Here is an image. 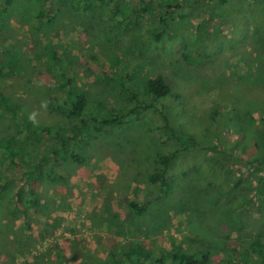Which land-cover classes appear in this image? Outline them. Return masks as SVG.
<instances>
[{
    "label": "rangeland",
    "instance_id": "rangeland-1",
    "mask_svg": "<svg viewBox=\"0 0 264 264\" xmlns=\"http://www.w3.org/2000/svg\"><path fill=\"white\" fill-rule=\"evenodd\" d=\"M108 1L104 15L92 0L89 16L49 25L46 17L42 23L35 19L43 7L40 0H13L6 8V25H0V58L9 57L7 48L11 54L15 50L22 66L12 76L6 66H0V90L26 97L21 109L36 123L63 119L59 121L63 125L66 121L74 124L65 118L64 106L49 119L40 105L31 113V105L47 101L52 107L60 106L71 78L87 92L88 110H95L96 100L120 109L126 104L125 97L100 76H125L126 83L143 94L159 64L174 71L176 78L171 80L175 88L167 82L173 91L160 98L170 123L182 132L188 126L199 143H216L222 152L200 146L184 150L174 140H163L150 129L161 123L150 111L121 129L92 135L88 143L82 140V147L71 143L70 149L84 160L59 155L52 163L51 157L41 178L36 176L33 161L16 157L12 165L0 145V183L5 185L0 206L10 209L12 217L8 222L0 216V264H78L79 256L96 264L107 258L110 249L118 250V244L134 238L127 235L120 241V231L133 232L134 228L141 231L136 237L152 249V264H159L155 258L168 242L180 243L187 251H209L207 264H241L245 252L247 264H264L249 249L254 232L230 229L228 223L231 203H227L241 192L230 198L217 194L218 189L228 187L229 176H241L254 187L257 177L264 176L263 163L255 160L264 154V96L255 95L257 90L250 85L257 77L264 78V72L260 75L257 69H264V54L259 66H248L233 50L236 45L252 50L255 32L264 46V13L255 0H232L234 5L223 4L221 12L216 0H144L145 4L114 0L117 7ZM167 4L176 5L174 20L162 26L158 17L168 10ZM61 10L62 5L55 6V13ZM112 14L116 20H109L111 29L106 21ZM183 52L191 59L204 52L214 55L219 71L228 76L223 78L228 82L226 88H219V72L203 71L205 79L191 76L190 66L182 62ZM222 58L225 66L220 63ZM206 81L215 84L207 88ZM6 118L10 123L0 127V134L13 131L15 122L21 123L17 115L8 113ZM20 135L24 138V133ZM39 138L45 144L55 141L48 134ZM86 149L103 152L92 155ZM162 152L175 153L167 174L170 190L143 215H133L124 200L140 202L148 188L157 189L146 179L155 154ZM129 156L134 157L135 166L128 162ZM32 191L38 193L33 203ZM245 194L252 197L248 217L264 220V191L252 188ZM192 236L210 243L206 247L195 240V246ZM3 249L8 253L2 254Z\"/></svg>",
    "mask_w": 264,
    "mask_h": 264
},
{
    "label": "trees",
    "instance_id": "trees-1",
    "mask_svg": "<svg viewBox=\"0 0 264 264\" xmlns=\"http://www.w3.org/2000/svg\"><path fill=\"white\" fill-rule=\"evenodd\" d=\"M3 2V7L0 8V25L4 27L6 22L8 21V13L7 6L11 5L13 0H1ZM42 4V8L39 9L35 15V19L38 23H42L43 18H47V23L52 25L55 22L60 23L61 25L63 21L66 19H80L83 17H87L90 14V10L92 9V0H40ZM96 2V7L100 8V15H104L105 8H107L108 3L106 4V0H94ZM52 2V3H51ZM54 2V3H53ZM109 3L114 2L115 7H117V3L114 0L108 1ZM259 12L264 13V1L263 0H255ZM48 3V6L46 4ZM141 4H145L144 0H140ZM233 4L232 0H216V4L218 5L217 10L221 12L223 10V4ZM40 4V5H41ZM62 5V10L60 12L55 13V6ZM231 5V7L233 6ZM176 6V5H175ZM175 6L167 4L168 10H166L162 15H159L158 22L159 25H166L167 21H173L174 16L173 12L175 10ZM48 7V8H47ZM145 7V5H142ZM210 9V8H208ZM145 10V8H144ZM215 8V11H217ZM238 11V7L236 8ZM210 13L214 11V9H210ZM239 14L240 9H239ZM116 14H112L111 17L106 21L107 25L110 23L109 20L114 21ZM168 19V20H167ZM110 21V22H111ZM5 22V23H4ZM112 29V27H110ZM256 32L253 34V49H249L247 47L233 48L235 54L234 56L238 57V60L242 61L245 65L248 66H259L261 64V58L264 54V46L260 44L261 41L258 40ZM158 35H156L155 40L158 39ZM261 37V36H260ZM7 54L9 57L0 58V66H6L8 68V75L11 76L15 74V70L22 66V62L19 58H17V53L13 50L11 54L10 49L7 48ZM205 53V52H204ZM199 56L196 59H191L189 54L182 53V62L186 66H190V75L195 77L196 79L204 77L207 78L205 74H202L203 71H216L219 72L221 69L217 66L218 59L214 58V55L205 56V54ZM14 54V55H13ZM222 66L226 65V59H219ZM158 63V62H154ZM219 63V65H220ZM155 71L157 72L155 78L145 84V90L142 94L138 89L132 88L131 84H127V77L125 76H108L105 73L102 74L101 81L106 83L107 85L113 86L119 95L125 97L124 107L118 109L115 108L108 103H105L103 100H96L95 110H88V98L87 92L81 91L77 85H75L74 80L69 78V87L65 91V96L62 100H59L60 106L52 107L47 101H42V103L34 102L31 105V113L36 112L35 110L40 107L43 108V113L45 114V118L53 117L52 114L58 110L60 107L64 106V115L68 120L74 121V124H71L66 121V125H63V119H58L56 121H51L50 124L44 123H36L30 115L26 114L22 111L21 105L22 103L28 100L26 97H21L19 95H15L13 93H7L5 90H0V120L5 119L0 122V127L3 129L4 126L9 124L8 119L6 118L8 113L11 115H17L20 119L21 123L15 122V129L13 131L11 128L7 127L6 129L10 132L1 133L0 134V145L6 152V157H8L11 161L12 165H15V158H20L24 161H33L34 162V170L36 171L37 178H41L45 174V170L51 165L49 162L51 157L54 158V163L59 155H64L65 157H70L72 160L83 161V157L70 149V144L76 143L79 144L82 140L88 143V137H92V135L96 136L102 132H108L113 129H121L126 124L131 122H137L139 119L143 117V114L146 111L153 112L157 115L158 119L161 123L150 127L156 134H159V137L163 140H174L179 143L181 149H190L193 146H200L201 148L206 150L217 149V151H221L220 147L214 144H201L195 137V134L192 130H189V127H186V131L182 132L174 127L170 123V119L168 115L165 113L164 105L160 101L162 96L171 93L173 90L167 85V82L172 84L171 80H175L174 71L167 70L163 66L156 64L154 66ZM260 72H264L262 68H257ZM226 75V71H223L218 76H216V80L221 81L219 84V88H226L225 85L228 78L226 75V79L224 81V77ZM177 75V74H176ZM222 77V78H221ZM220 78V79H219ZM260 78V77H259ZM258 77L255 79V82L252 81L250 83L251 87L253 86L255 90H257L254 94L259 97L264 96V78ZM207 82V81H206ZM234 83V82H233ZM215 83L207 82V88L211 87ZM232 84V83H231ZM232 88V87H231ZM175 90V89H174ZM260 93L258 94V92ZM30 98V97H28ZM147 98V99H146ZM35 100V97L31 98ZM38 98H36L37 100ZM40 103V104H39ZM191 106H194L193 104ZM185 108V107H184ZM189 108V107H188ZM194 108V107H193ZM188 111V109H186ZM187 111H185L187 113ZM184 112V113H185ZM11 118V117H10ZM10 121V120H9ZM209 122L208 119H206ZM206 122V123H207ZM24 133V138L20 135ZM253 132V131H252ZM42 134H48L54 137L55 141L52 144L43 143L39 136ZM257 140V139H256ZM84 141V142H85ZM85 142V143H86ZM80 147H82L79 144ZM84 150V149H83ZM92 155H99L103 151H93L91 149H86ZM216 151V152H217ZM222 152V151H221ZM174 152H162L156 153L153 158V168L150 173L147 175L146 181L151 185H156L157 189L148 188L145 191V195L143 201L137 202L133 199H125L124 203L129 212L136 216H141L153 201L159 200L162 197L166 196L170 190L171 183L168 179V172L170 163L174 157ZM214 158V156H210ZM134 157L129 156L127 159L128 162L135 166L133 161ZM260 164L264 165V154L260 158H256ZM262 162V163H261ZM3 176L0 173V181H2ZM228 181L226 182L228 186L227 188L222 187V189L217 190L218 196L226 195V197L230 198V196L234 192H241V195H238L237 198L232 200L230 205H228L227 210L230 211L229 225L230 229L240 230L244 232V230H251L254 232V238L251 240L249 244V249L252 253H254L257 257L261 258V261L264 263V220L258 219V221L250 219L247 214V210L250 204L251 196L250 194H245V191H249L254 188L256 191H264V176L257 177V183L255 187L250 183H244L242 181L241 176H229ZM4 182L0 183V194L4 190ZM263 189V190H262ZM244 192V194H243ZM33 196L32 203L35 200L34 197L38 195V193L32 191L29 193ZM17 200H20L17 198ZM217 203V200H216ZM10 209H5L0 206V216L3 219L11 222L12 217L9 214ZM24 209L21 210V214L23 215ZM26 211L24 212V214ZM24 216V215H23ZM250 219V220H249ZM11 220V221H10ZM140 229L134 228L133 232L120 231L118 234H121L119 238L120 241H124L127 235L134 236L133 239L129 240L127 243L123 242L118 244L119 249L116 250L112 248L108 251V256L106 259H99L100 262L96 264H152L153 263V251L149 248L146 241L140 239L138 236ZM191 240L192 244L195 246L198 245L195 240H198L200 244L207 245L210 243L208 240H199L197 237L192 236ZM119 241V242H120ZM165 246V247H164ZM164 250L157 254L155 261L159 264H207L209 260V251H204V249L200 250V248L196 251H187L183 249V246L180 243H164ZM6 249V248H5ZM5 249L2 250V254L8 253ZM244 257L243 263L247 264L248 254L247 252L243 253ZM80 261L78 264H91L88 259H84V257L79 256ZM0 259V263H1ZM26 264V263H25ZM29 264V263H27Z\"/></svg>",
    "mask_w": 264,
    "mask_h": 264
}]
</instances>
